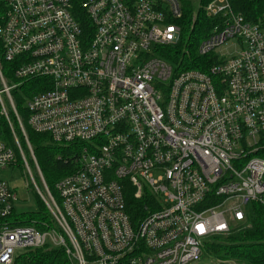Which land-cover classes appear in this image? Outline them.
I'll return each instance as SVG.
<instances>
[{
  "label": "built area",
  "instance_id": "2783aa9c",
  "mask_svg": "<svg viewBox=\"0 0 264 264\" xmlns=\"http://www.w3.org/2000/svg\"><path fill=\"white\" fill-rule=\"evenodd\" d=\"M0 2L11 63L9 75L0 63V172L18 167L56 224L19 223L18 193L0 176V264L43 247L76 264H195L213 237L247 222L251 201L264 204V15L250 22L211 0L215 25L197 48L209 58L185 68L162 57L181 40V0ZM29 79H46L26 101L30 127L82 145L57 196L14 96ZM131 188L156 198L144 217L130 214Z\"/></svg>",
  "mask_w": 264,
  "mask_h": 264
},
{
  "label": "trees",
  "instance_id": "16d2710c",
  "mask_svg": "<svg viewBox=\"0 0 264 264\" xmlns=\"http://www.w3.org/2000/svg\"><path fill=\"white\" fill-rule=\"evenodd\" d=\"M211 0H181L182 17L181 40L177 46L167 48L163 58L171 64L185 68H204L209 56L198 54L199 43L208 36L215 25L213 18L207 17L206 7ZM235 13L241 14L247 21L257 22L264 15V0H230ZM6 12V6L0 2V22ZM86 24V22H84ZM0 63L4 74L9 75L11 63L4 58V46L0 38ZM189 63V64H188ZM184 68V69H185ZM46 79H29L14 91L17 108L24 118L25 128L39 167L51 192L57 196L55 184L65 175L75 171V163L80 158L82 145L78 142L61 144L52 139L50 134L34 131L28 124L26 101L33 94L42 90L41 83ZM6 131V130H5ZM20 143L27 158L31 156L25 139L18 129ZM6 138L13 144V135L6 131ZM38 210L19 214V223L32 224L40 229L56 227L54 219L42 199L37 195ZM126 201L132 218L144 217L149 212V205L156 201L150 190L145 189L140 198L134 196L132 188L126 192ZM47 225V226H45ZM211 256L219 264H264V204L251 201L247 205V222L234 229L228 235H218L207 242L203 257ZM12 264H76L62 247L38 248L17 257Z\"/></svg>",
  "mask_w": 264,
  "mask_h": 264
},
{
  "label": "rangeland",
  "instance_id": "374dc122",
  "mask_svg": "<svg viewBox=\"0 0 264 264\" xmlns=\"http://www.w3.org/2000/svg\"><path fill=\"white\" fill-rule=\"evenodd\" d=\"M193 1L195 5H198L199 0H193ZM221 49L217 50L218 55L225 54L226 56H230L231 53L233 52V50H230L228 48L226 49L225 47H223L222 50ZM29 162L31 164V168H32L31 170L33 172L36 182L38 183L40 188H43L42 179L37 169L35 168V165L32 159L31 161L29 159ZM0 176L4 178L6 181H8L10 185L16 189L18 193V201L16 202V210L19 214L23 212H34L38 210V204H37V198H36L37 195L32 189H29V187H27V183L29 181L26 180V178L24 177V175L22 174L21 170L18 167H13L10 169L2 170L0 172ZM235 228L238 229V227H235ZM195 264H219V262L215 260L214 258H212L211 256H206V257H202V259Z\"/></svg>",
  "mask_w": 264,
  "mask_h": 264
}]
</instances>
